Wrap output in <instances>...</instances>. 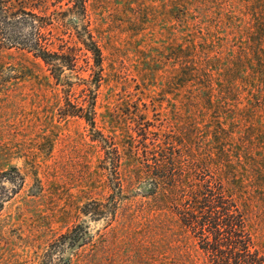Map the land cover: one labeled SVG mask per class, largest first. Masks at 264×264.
<instances>
[{
  "label": "rangeland",
  "instance_id": "1",
  "mask_svg": "<svg viewBox=\"0 0 264 264\" xmlns=\"http://www.w3.org/2000/svg\"><path fill=\"white\" fill-rule=\"evenodd\" d=\"M86 2L83 20L74 0H28L49 48L76 57L59 79L33 53L0 45V264H209L174 206L147 195L139 167L154 165L165 134H186L192 145L170 154L179 166L192 151L200 179L259 193L254 177L223 165L236 160L247 105L264 134V97L251 102L242 84L245 58L255 62L254 47L264 49V40L253 45L264 38V0ZM76 25L94 36L101 67ZM255 207L249 226L264 255ZM73 230L78 242L62 240ZM150 244L153 256L143 251Z\"/></svg>",
  "mask_w": 264,
  "mask_h": 264
},
{
  "label": "trees",
  "instance_id": "2",
  "mask_svg": "<svg viewBox=\"0 0 264 264\" xmlns=\"http://www.w3.org/2000/svg\"><path fill=\"white\" fill-rule=\"evenodd\" d=\"M72 10L76 16L85 20L87 17L86 0H74ZM76 18L77 20L80 19L79 17ZM43 19L44 17L31 9L28 0H0V45L21 48L33 53L59 79L65 70L74 69L73 67L77 63L76 57L74 54L63 50L52 51L49 48V41L45 39L44 35L47 28L46 24L42 22ZM75 31L79 42L88 52L92 53L94 66L101 67L102 51L91 31L85 28L84 35L79 31L78 25L75 26ZM259 40L263 43L264 38H259L253 45L256 46ZM253 56L255 62L253 58L251 61H246L245 58L242 72V84L248 89L247 96L250 95L251 102H255L258 97H264V49L254 47ZM251 105H247L248 110L244 120L248 125L240 137V142L237 143L236 160L229 163L231 164L230 167L223 166L230 176L238 171L241 173L242 170L249 177L247 181L251 184L254 177L255 188L259 193L254 195L248 192L247 190L251 189L250 186L246 188L242 186L244 183L239 181L236 185L230 184L234 191L238 187V189L236 188V196L227 191L223 184L214 187L211 182L200 179L198 169L202 163L199 161L198 155L192 151L188 156L181 154V152L178 154L180 157L186 156L191 159L187 165L179 166L170 154L176 155L173 153L175 145L181 146L182 149H185L189 145L188 143L192 145L191 137L187 138L186 134L181 136V140H178L175 135L165 134V147H159L161 150L156 152L158 157L154 165L145 164L139 167L144 169L143 175H147L146 182H151L150 185L153 188L147 195L155 199L158 204L165 206L172 204L174 206L181 225L191 231L197 239L199 249L209 264H264V255L256 248L253 239L252 230L254 228L249 226L250 211L248 209L250 206L256 205L254 209L258 211L261 219V226L257 228L264 231V175H262L264 156L258 155V152L264 153L262 147L264 143L261 137L264 135L263 122L259 120V122L254 121L253 123L252 115L249 114L252 109ZM247 106L244 107V110ZM88 110L90 109L87 108L86 112ZM148 135L147 130L141 129L140 141L144 153L150 152L147 143ZM224 150L222 152H225ZM115 153L116 155L119 154L118 149H115ZM118 170L119 165L117 164L114 168L116 176L119 175ZM6 180L11 179L7 178ZM117 184L120 186L119 182ZM161 189L166 190V192L160 194ZM2 207L1 201L0 209ZM115 207L118 209L116 202ZM62 240L76 243L80 240L79 232L73 230L64 235ZM152 245L150 244L143 249L148 256H153L150 252H153L155 245L153 248ZM180 249V246L175 247L177 251ZM140 250L142 249L136 248V252ZM164 255L166 256V253ZM147 262L154 264L151 261Z\"/></svg>",
  "mask_w": 264,
  "mask_h": 264
}]
</instances>
